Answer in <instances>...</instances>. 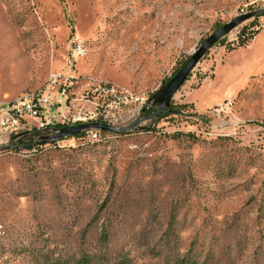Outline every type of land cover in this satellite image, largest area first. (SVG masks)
<instances>
[{
    "label": "rangeland",
    "instance_id": "1",
    "mask_svg": "<svg viewBox=\"0 0 264 264\" xmlns=\"http://www.w3.org/2000/svg\"><path fill=\"white\" fill-rule=\"evenodd\" d=\"M259 8L264 0H0V104L56 73L74 100L123 92L107 99L106 123L145 119L97 141L86 131L0 149V264H264V14L205 52L175 113L153 116L149 101L204 40ZM226 101L230 114L217 116Z\"/></svg>",
    "mask_w": 264,
    "mask_h": 264
},
{
    "label": "built area",
    "instance_id": "2",
    "mask_svg": "<svg viewBox=\"0 0 264 264\" xmlns=\"http://www.w3.org/2000/svg\"><path fill=\"white\" fill-rule=\"evenodd\" d=\"M261 27L263 26L260 25L255 29L259 30ZM72 50L76 58L85 54V48L80 39L72 41ZM68 83V80L63 79L60 75L50 73L44 89L27 93L19 99L0 104V136L7 138L6 143L11 141L15 144L14 147L8 145V149L19 150L20 144L21 147H29L25 143L28 137L43 142L46 137L56 134L58 130L75 125L109 124L106 122L109 116L114 117V114L110 115L109 108L111 105L107 103V99L125 98L123 92L119 93L113 88L99 87L74 100L68 97ZM71 102H79L83 105L90 104L92 110L71 114L68 110H64L68 104L71 105ZM231 108L232 102L226 101L220 109L215 110L216 115L218 116L220 112L230 114ZM30 124H33L32 127L29 126ZM89 138L91 141H97L99 132L89 131ZM28 152H35V149H30Z\"/></svg>",
    "mask_w": 264,
    "mask_h": 264
},
{
    "label": "water",
    "instance_id": "3",
    "mask_svg": "<svg viewBox=\"0 0 264 264\" xmlns=\"http://www.w3.org/2000/svg\"><path fill=\"white\" fill-rule=\"evenodd\" d=\"M261 14H264V8H259L248 13L238 15L236 18L224 24L219 30L215 31L206 40H204L193 52V54L186 60L182 67L176 72V74L150 97L149 101L153 102V104L157 106V111L153 116H158L164 111L169 110L174 95L184 84L197 63L203 58L206 51L212 48L219 40L228 35L237 25L253 19ZM144 120L145 119L135 120L128 127L122 129H118L109 124L101 123L75 125L58 130L56 134L46 137L45 141L43 142H58L66 138L77 136L86 131L125 133ZM3 148L8 149L9 146L6 145Z\"/></svg>",
    "mask_w": 264,
    "mask_h": 264
},
{
    "label": "trees",
    "instance_id": "4",
    "mask_svg": "<svg viewBox=\"0 0 264 264\" xmlns=\"http://www.w3.org/2000/svg\"><path fill=\"white\" fill-rule=\"evenodd\" d=\"M242 35H244V31H242L241 36H242ZM254 35H256V34H254ZM254 35H253V36H254ZM241 36H240V37H241ZM252 38H253V37H250L249 40H251ZM242 45H244V41H243V40H240V41L238 42V46L240 47V46H242ZM180 67H181V66H180ZM172 108H173V107L171 106V107L169 108V110L164 111V112H163L164 116L170 114V112H174V113H175V111H172Z\"/></svg>",
    "mask_w": 264,
    "mask_h": 264
},
{
    "label": "crops",
    "instance_id": "5",
    "mask_svg": "<svg viewBox=\"0 0 264 264\" xmlns=\"http://www.w3.org/2000/svg\"><path fill=\"white\" fill-rule=\"evenodd\" d=\"M255 37V36H254ZM256 39V37L254 38ZM254 39L251 41L253 42ZM7 142V138L5 136H0V148L4 147V144Z\"/></svg>",
    "mask_w": 264,
    "mask_h": 264
}]
</instances>
